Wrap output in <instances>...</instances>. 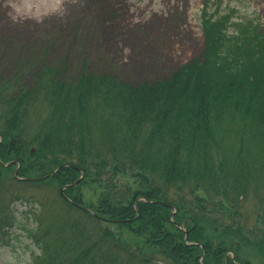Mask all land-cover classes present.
<instances>
[{
    "label": "trees",
    "instance_id": "16d2710c",
    "mask_svg": "<svg viewBox=\"0 0 264 264\" xmlns=\"http://www.w3.org/2000/svg\"><path fill=\"white\" fill-rule=\"evenodd\" d=\"M207 5L209 3L203 6L201 14L203 54L163 80L133 86L112 76L81 74L72 84L58 79V73L46 67L36 73L31 87H23L21 76L16 77L14 87L2 86L0 101L4 97L6 100L0 102L3 108L0 114L5 117L0 132L3 141L0 162H22L18 176L23 179L43 178L53 172H48L51 167L74 165L85 174L82 183L88 177H93L95 183L103 182L108 173L113 176V182L126 168L138 172L134 171L137 168L139 173L133 174V178H139L141 183L136 189L126 187L124 201L113 206L104 198L99 207H86L103 220L126 222L123 224L137 233L152 235L149 233L152 230L163 252L168 251L170 244L175 246V249L170 248L173 254L168 253L172 264H226L227 261V264H246L231 249L235 253L234 263L230 256L226 257L230 250L206 238L205 228L209 225L205 217H195L188 211L189 219L182 220L179 210L171 219L169 205L176 204L167 197L171 189L211 181L210 188L222 198L217 203L222 207L228 203L226 201L241 198L249 184L258 185L255 188L258 191L264 181V34L253 21H235V11L223 15L217 10L211 15ZM70 90L76 96H70ZM227 116L232 119L226 120ZM31 122L35 128L28 130ZM229 133L233 136L227 139ZM90 136L98 137L100 143L96 144ZM159 142L162 144L158 145ZM139 144L142 148L136 151ZM27 145L36 148L32 158L37 159L25 168L24 147ZM146 169L154 174H145ZM9 170L2 167L0 179L8 178L12 173ZM79 177L76 170L66 168L53 179L63 187ZM192 177L197 182H193ZM231 178L235 179L233 184ZM254 178L257 181L250 182ZM12 182L20 181L12 179ZM110 184L109 181L108 186L114 189ZM20 185L34 188L29 183ZM75 189L65 194L74 203L83 205L68 194ZM230 196L234 198L229 199ZM59 199L70 212L80 214L89 222L103 221L77 210L62 197ZM199 208L206 215L205 208ZM40 212L32 210L23 217L42 224L44 219ZM57 216L54 221L58 226L68 221L61 213ZM13 217L5 211L6 220L11 221ZM166 223L175 229H178L177 224L183 227L186 232L179 229L177 236L181 243L177 244L174 237L163 230ZM219 228L223 239L239 240L236 246L230 242L229 247L237 248L242 241L240 229ZM0 229L1 235H8L4 227ZM25 230L29 235L34 233V230ZM68 230L57 229L65 234V242L72 238L77 244L79 255L75 264L120 263L119 257L100 252L99 243L85 248L84 243L91 238L85 229H70L69 233ZM104 235L106 237L107 233ZM31 238L34 239L35 234ZM256 243L264 244V241ZM39 244V249L47 252L48 245ZM95 249L98 253H94ZM63 254H69V249L61 254L47 253L44 257L53 261ZM261 257L264 259V253Z\"/></svg>",
    "mask_w": 264,
    "mask_h": 264
},
{
    "label": "rangeland",
    "instance_id": "374dc122",
    "mask_svg": "<svg viewBox=\"0 0 264 264\" xmlns=\"http://www.w3.org/2000/svg\"><path fill=\"white\" fill-rule=\"evenodd\" d=\"M130 1L133 2V11L136 8L139 12L129 18V0H0V88L14 87L18 76H21L23 87H31L36 73L46 67L54 69L58 79L72 84L81 74L112 76L133 86L168 78L181 66L203 54L201 14L206 3H209L207 6L211 15L217 10L223 15L233 10L237 19L257 22L264 34V0ZM5 81L10 82L2 85ZM43 82L46 83V80L43 79ZM69 95L76 96V93L70 90ZM4 100L5 97L0 102ZM0 110H3L1 106ZM42 115H45L44 110ZM231 119L226 117V120ZM4 120V115L0 114V132ZM34 128L31 122L28 130ZM222 135L225 139L224 130ZM232 136L229 133L226 138ZM90 137L96 144L100 143L98 137ZM141 148L139 144L136 151ZM35 151L36 148L29 145L24 147L23 167L27 168L30 162L36 161L37 158H32ZM17 168L15 163L6 168L12 173L8 178L3 176L0 179V227L8 233L7 236L1 235L0 229V264H75L79 255L77 244L72 238L65 242V234L57 231L59 227L69 229L68 233L70 229H85L91 238L84 243V247L99 243L100 252L119 257V264H172L168 253L172 255L170 248L175 249V246L170 244L168 251L163 252L159 245L161 242H156L151 229L149 233L152 235H144L128 229L123 224L126 222H89L80 214L70 212L59 199L69 189L76 188L68 194L75 196L84 206L97 208L104 203V198L110 205H118L127 196L123 192L126 187L136 189L140 185L139 178H133V174L139 173L137 168L134 171L138 172L126 168L124 174H119L113 182L108 168L109 175L102 179L103 182L95 183L93 177H88L85 183H82L84 180H77L78 184L66 189L63 194L62 187L53 178L59 171L70 167H51L48 172H53L42 180L40 177L21 179L24 183L33 184L31 189L20 185L19 181L12 182V179L19 178L18 174L22 171V168ZM14 173L17 177L13 176ZM145 174L154 173L146 169ZM191 180L197 182L194 177ZM234 180L231 178V184ZM109 181L114 189L108 186ZM254 181L257 179L250 182ZM210 185L211 181L197 186L191 183L180 190L171 189L167 197L177 205H172L177 212L181 210L182 214H177L180 219H189L186 215L188 211L195 217L206 218L209 225L205 228L206 238L212 243L237 252L246 264H264L261 257L264 244L256 243L264 241V181L258 191H255L258 185L249 184L241 198L226 201L228 203L222 207L217 204L222 198L215 195ZM233 198L230 196L229 199ZM199 206L205 208L206 215L201 213ZM32 210H41L42 224L30 217L26 221L23 217ZM5 211L14 216L11 221L4 218ZM58 213L68 220L59 226L54 221V216L59 218ZM13 223V227L9 228ZM221 226L240 229L242 241L238 249L229 246L230 242L236 246L239 240L231 237L223 239L218 231ZM165 227L163 230L168 236H173L177 244L181 243L177 239L179 229L168 223ZM25 229L34 230V233L29 235ZM39 243L41 247L48 245L47 252L39 249ZM66 249H69V254L59 255L56 260L44 257L47 253L61 254ZM97 251L95 249L94 253Z\"/></svg>",
    "mask_w": 264,
    "mask_h": 264
},
{
    "label": "bare ground",
    "instance_id": "6f19581e",
    "mask_svg": "<svg viewBox=\"0 0 264 264\" xmlns=\"http://www.w3.org/2000/svg\"><path fill=\"white\" fill-rule=\"evenodd\" d=\"M138 12H139V11H138V9H136V8H135V10L133 11V2H131V1L129 0V18H130V17H133L134 15H137Z\"/></svg>",
    "mask_w": 264,
    "mask_h": 264
},
{
    "label": "water",
    "instance_id": "95a60500",
    "mask_svg": "<svg viewBox=\"0 0 264 264\" xmlns=\"http://www.w3.org/2000/svg\"><path fill=\"white\" fill-rule=\"evenodd\" d=\"M76 184H78V183H76ZM65 189V188H64ZM63 189V190H64ZM63 190H61V193L63 194ZM80 209H82V210H84L85 212H87V213H90L88 210H86V209H84V208H82V207H79Z\"/></svg>",
    "mask_w": 264,
    "mask_h": 264
}]
</instances>
